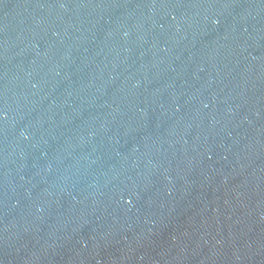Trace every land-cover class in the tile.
Here are the masks:
<instances>
[{
    "label": "water",
    "instance_id": "water-1",
    "mask_svg": "<svg viewBox=\"0 0 264 264\" xmlns=\"http://www.w3.org/2000/svg\"><path fill=\"white\" fill-rule=\"evenodd\" d=\"M0 264H264V0H0Z\"/></svg>",
    "mask_w": 264,
    "mask_h": 264
}]
</instances>
